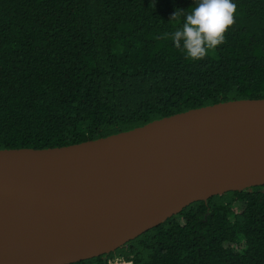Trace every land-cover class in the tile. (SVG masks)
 <instances>
[{"label":"trees","instance_id":"1","mask_svg":"<svg viewBox=\"0 0 264 264\" xmlns=\"http://www.w3.org/2000/svg\"><path fill=\"white\" fill-rule=\"evenodd\" d=\"M155 4L152 8L151 4ZM197 0H0V148L107 136L217 102L264 98V0L203 59L165 34ZM264 264V185L193 202L116 251L72 264Z\"/></svg>","mask_w":264,"mask_h":264},{"label":"water","instance_id":"2","mask_svg":"<svg viewBox=\"0 0 264 264\" xmlns=\"http://www.w3.org/2000/svg\"><path fill=\"white\" fill-rule=\"evenodd\" d=\"M264 185V98L48 148H0V264L108 254L193 202Z\"/></svg>","mask_w":264,"mask_h":264},{"label":"clouds","instance_id":"3","mask_svg":"<svg viewBox=\"0 0 264 264\" xmlns=\"http://www.w3.org/2000/svg\"><path fill=\"white\" fill-rule=\"evenodd\" d=\"M236 9L233 0H197L190 10H174L170 21H179V27L165 35L170 36L177 48H182L186 59L201 60L224 42Z\"/></svg>","mask_w":264,"mask_h":264},{"label":"built area","instance_id":"4","mask_svg":"<svg viewBox=\"0 0 264 264\" xmlns=\"http://www.w3.org/2000/svg\"><path fill=\"white\" fill-rule=\"evenodd\" d=\"M110 264H133V260L131 258H127L125 256H118L116 258L109 260Z\"/></svg>","mask_w":264,"mask_h":264}]
</instances>
